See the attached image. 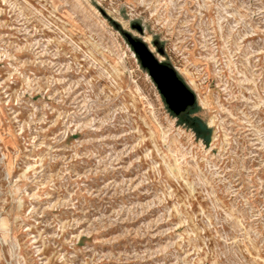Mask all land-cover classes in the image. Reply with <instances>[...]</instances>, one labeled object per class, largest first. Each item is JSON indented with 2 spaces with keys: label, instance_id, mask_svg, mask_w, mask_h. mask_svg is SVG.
Wrapping results in <instances>:
<instances>
[{
  "label": "rangeland",
  "instance_id": "obj_1",
  "mask_svg": "<svg viewBox=\"0 0 264 264\" xmlns=\"http://www.w3.org/2000/svg\"><path fill=\"white\" fill-rule=\"evenodd\" d=\"M0 264H264V0H0Z\"/></svg>",
  "mask_w": 264,
  "mask_h": 264
},
{
  "label": "water",
  "instance_id": "obj_2",
  "mask_svg": "<svg viewBox=\"0 0 264 264\" xmlns=\"http://www.w3.org/2000/svg\"><path fill=\"white\" fill-rule=\"evenodd\" d=\"M130 42L134 51L139 55L141 63L148 69L155 81L168 108L176 115L195 103V95L188 86L179 78L176 71L169 65L157 60L140 41Z\"/></svg>",
  "mask_w": 264,
  "mask_h": 264
},
{
  "label": "trees",
  "instance_id": "obj_3",
  "mask_svg": "<svg viewBox=\"0 0 264 264\" xmlns=\"http://www.w3.org/2000/svg\"><path fill=\"white\" fill-rule=\"evenodd\" d=\"M192 107L193 106L187 107L183 112H180L179 114L183 115L184 122H186L188 126L194 130L196 135L202 138L205 143H207L209 140L210 129L206 126L204 121L201 120V118L192 114Z\"/></svg>",
  "mask_w": 264,
  "mask_h": 264
}]
</instances>
